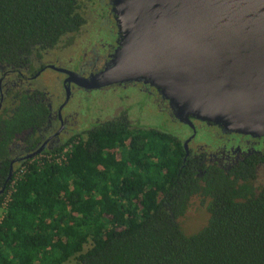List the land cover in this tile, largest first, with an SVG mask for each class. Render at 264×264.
I'll return each mask as SVG.
<instances>
[{
    "label": "trees",
    "instance_id": "16d2710c",
    "mask_svg": "<svg viewBox=\"0 0 264 264\" xmlns=\"http://www.w3.org/2000/svg\"><path fill=\"white\" fill-rule=\"evenodd\" d=\"M84 3L0 0V67L68 41L85 24ZM2 105L0 264H264V187L254 191V165L200 178L181 138L107 123L15 161L16 136L39 127L45 108L18 94ZM194 199L207 218L188 233Z\"/></svg>",
    "mask_w": 264,
    "mask_h": 264
},
{
    "label": "water",
    "instance_id": "95a60500",
    "mask_svg": "<svg viewBox=\"0 0 264 264\" xmlns=\"http://www.w3.org/2000/svg\"><path fill=\"white\" fill-rule=\"evenodd\" d=\"M110 1L120 48L107 69L77 77L79 87L141 80L191 129L196 120L264 137V0Z\"/></svg>",
    "mask_w": 264,
    "mask_h": 264
},
{
    "label": "flooded vegetation",
    "instance_id": "af4514ba",
    "mask_svg": "<svg viewBox=\"0 0 264 264\" xmlns=\"http://www.w3.org/2000/svg\"><path fill=\"white\" fill-rule=\"evenodd\" d=\"M82 9L85 24L68 37L69 43L65 39L50 52L33 54L30 62L23 57L18 65L0 67V113L4 110L3 102L13 94L26 95L45 108L39 127L16 136L11 146L15 161L52 151L105 123L141 129V120L131 104L135 96L141 100V94L149 106L170 110L168 101L141 80L97 90L76 84L77 77L88 80L107 69L122 42L110 0H85ZM178 124L186 128L181 136L185 157L201 167L197 169L200 178L209 168L220 169L227 175L254 165V191L264 187V137L227 134L219 127L196 120H192V129ZM202 133L207 135L206 141L198 139Z\"/></svg>",
    "mask_w": 264,
    "mask_h": 264
},
{
    "label": "rangeland",
    "instance_id": "374dc122",
    "mask_svg": "<svg viewBox=\"0 0 264 264\" xmlns=\"http://www.w3.org/2000/svg\"><path fill=\"white\" fill-rule=\"evenodd\" d=\"M133 94V93H130ZM135 96L132 99V110L136 116L141 120V127L144 125H149L148 127L158 128L166 133L182 138L183 133H185L186 128L182 125L172 121V119L165 113L160 112L155 108L154 105L148 107V101L146 97L141 94V100H137ZM143 124V125H142ZM145 127V126H144ZM143 127V128H144ZM206 134L202 133L198 138L200 141H206ZM190 210L186 215V219L183 221V226L185 227L188 233H194L199 231L206 223V211L204 207L199 205V201L194 199L192 200ZM66 264H76L75 261L71 260Z\"/></svg>",
    "mask_w": 264,
    "mask_h": 264
},
{
    "label": "built area",
    "instance_id": "2783aa9c",
    "mask_svg": "<svg viewBox=\"0 0 264 264\" xmlns=\"http://www.w3.org/2000/svg\"><path fill=\"white\" fill-rule=\"evenodd\" d=\"M22 172L24 173V169H21L20 173H22ZM4 204H6V201L4 202Z\"/></svg>",
    "mask_w": 264,
    "mask_h": 264
}]
</instances>
